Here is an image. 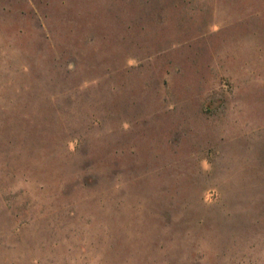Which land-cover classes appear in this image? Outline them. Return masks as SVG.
I'll list each match as a JSON object with an SVG mask.
<instances>
[{"label":"rangeland","instance_id":"374dc122","mask_svg":"<svg viewBox=\"0 0 264 264\" xmlns=\"http://www.w3.org/2000/svg\"><path fill=\"white\" fill-rule=\"evenodd\" d=\"M0 264H264V0H0Z\"/></svg>","mask_w":264,"mask_h":264}]
</instances>
